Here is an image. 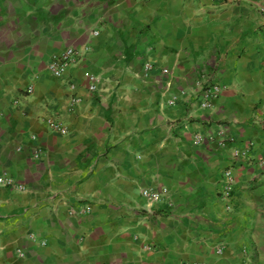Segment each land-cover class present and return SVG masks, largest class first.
<instances>
[{"label": "crops", "instance_id": "obj_1", "mask_svg": "<svg viewBox=\"0 0 264 264\" xmlns=\"http://www.w3.org/2000/svg\"><path fill=\"white\" fill-rule=\"evenodd\" d=\"M263 160L264 0H0V264H264Z\"/></svg>", "mask_w": 264, "mask_h": 264}, {"label": "built area", "instance_id": "obj_2", "mask_svg": "<svg viewBox=\"0 0 264 264\" xmlns=\"http://www.w3.org/2000/svg\"><path fill=\"white\" fill-rule=\"evenodd\" d=\"M217 1H225V0H217ZM95 35H99V32H94ZM79 59V51L75 48L66 49L61 55L53 58L49 62V70L57 77H61L65 74L70 66L75 64ZM148 69L150 66L147 67ZM91 89H96V79L92 77V82L90 85ZM32 90V88H31ZM224 90V87L220 83H207V85L203 88L202 99L200 102V107L202 109H210L213 105L214 99L218 98ZM74 102H77L75 100ZM171 104H175V100L170 101ZM50 126L62 134H67V128L59 122H55L53 120L49 121ZM203 141V137L198 135L196 138V144H200ZM40 156L39 152L36 153V157ZM264 163V160H263ZM224 198L229 199L234 192L235 188V176L234 171L232 169H228L224 172ZM0 187H11L16 190L24 191L26 187L16 181L15 178L9 175H1L0 176ZM169 189L166 187H162L159 189H145L142 191V195L150 202L151 205L155 206L158 203L166 200L169 196ZM221 252V249H220ZM197 264V263H193Z\"/></svg>", "mask_w": 264, "mask_h": 264}]
</instances>
